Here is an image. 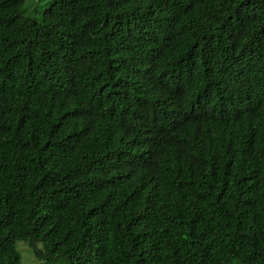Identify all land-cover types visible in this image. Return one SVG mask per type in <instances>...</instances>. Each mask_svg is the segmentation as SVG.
<instances>
[{"label": "trees", "instance_id": "obj_1", "mask_svg": "<svg viewBox=\"0 0 264 264\" xmlns=\"http://www.w3.org/2000/svg\"><path fill=\"white\" fill-rule=\"evenodd\" d=\"M27 2L0 0V264H264V0Z\"/></svg>", "mask_w": 264, "mask_h": 264}, {"label": "rangeland", "instance_id": "obj_2", "mask_svg": "<svg viewBox=\"0 0 264 264\" xmlns=\"http://www.w3.org/2000/svg\"><path fill=\"white\" fill-rule=\"evenodd\" d=\"M43 2V0H28L27 2V9L29 10L36 8L37 5H40ZM26 15L27 14H23ZM20 19H24V17H21ZM34 26V25H33ZM33 28V27H32ZM30 24L27 21L20 20L16 33L14 41L21 46L22 48H31L34 47L37 41V37L33 34V29L35 28L36 32L38 33L39 28L37 26H34L32 29ZM30 49V50H31ZM26 245L23 242H18L16 247L21 255V261L23 264H38L37 261L34 259V257L30 258L28 253V248L25 247ZM28 259V261H27Z\"/></svg>", "mask_w": 264, "mask_h": 264}, {"label": "clouds", "instance_id": "obj_3", "mask_svg": "<svg viewBox=\"0 0 264 264\" xmlns=\"http://www.w3.org/2000/svg\"><path fill=\"white\" fill-rule=\"evenodd\" d=\"M171 107L173 110L174 114H177L178 111L180 114H182L183 109L180 107V103L176 102V100H172L169 104V112H170V123L173 121H176L177 119L175 118V116L173 115L172 111H171Z\"/></svg>", "mask_w": 264, "mask_h": 264}]
</instances>
